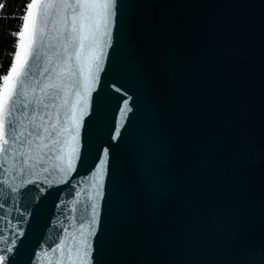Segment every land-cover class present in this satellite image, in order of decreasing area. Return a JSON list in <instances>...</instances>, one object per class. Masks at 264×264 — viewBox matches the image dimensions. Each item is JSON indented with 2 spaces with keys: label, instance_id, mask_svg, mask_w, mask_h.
I'll use <instances>...</instances> for the list:
<instances>
[{
  "label": "water",
  "instance_id": "obj_1",
  "mask_svg": "<svg viewBox=\"0 0 264 264\" xmlns=\"http://www.w3.org/2000/svg\"><path fill=\"white\" fill-rule=\"evenodd\" d=\"M65 15L36 10L2 117L0 264H58L62 240L85 264H264V0H116L95 83L65 63ZM73 111L65 174L27 133L71 146Z\"/></svg>",
  "mask_w": 264,
  "mask_h": 264
},
{
  "label": "snow or ice",
  "instance_id": "obj_2",
  "mask_svg": "<svg viewBox=\"0 0 264 264\" xmlns=\"http://www.w3.org/2000/svg\"><path fill=\"white\" fill-rule=\"evenodd\" d=\"M61 9L66 13L68 10H71L72 16L70 21L68 20L67 15L63 17L64 21H68L63 26L65 29H70L69 43L65 45V52H68V49L71 48V54L67 56L65 63H69L73 58L77 61V67L80 71L85 72L88 77L91 78L92 82L95 83V74L101 71V63L103 61V49L100 48V54L97 56L95 54L96 48L98 46L97 33L103 29V36L107 37L109 35V29L112 27L113 17L115 14L116 0H58ZM43 0H31L26 6V12L22 16V30H20L17 35L20 38V50L16 52V63L12 64L10 71L7 75L3 76V88L0 89V152L6 151L4 148L5 144H8V140L3 139V114L4 110L7 108L9 100L13 95V90L16 86V80L21 75L24 63L28 56L26 47L30 48L32 43V37L36 31V16L35 12L39 9ZM51 6L49 5H45ZM28 40L26 46L25 40ZM105 45L109 42L104 41ZM59 67V65L57 66ZM48 69H45L47 72ZM64 69H61V78L63 76ZM76 72L69 71V76H75ZM39 83V81H37ZM52 87H59V85H51ZM48 87V85H46ZM43 91V89H42ZM77 97V103H79L80 93L77 91L75 93ZM67 103V100H65ZM27 107V105H25ZM47 107V105L45 106ZM53 108L56 107L55 104L52 105ZM75 109L76 105L72 106ZM86 108V105H85ZM124 108L127 109L128 105L124 104ZM123 118V113L121 114ZM72 122L75 123V135L72 136L73 145L69 146L66 140L62 139L64 132H71V129L66 128L61 124L60 129H57L56 124H51L50 127L43 128V135H40L38 131L28 132V136H33L34 139H40L41 144L37 145V149L41 147L47 149L49 153L54 154L56 160L67 159V164L61 170L67 174V172L72 171V160L77 158V152L79 148L78 135L80 129L79 117L76 116L75 111L72 113ZM57 123H60L59 118L57 117ZM9 127H14L12 124H9ZM24 132H21L19 136H16L15 139L19 140L20 136H23ZM117 136L120 133L117 131ZM27 139V137H26ZM15 141H13L14 143ZM27 143L31 145L33 140H27ZM64 145L69 147V153L67 156L63 154V149L60 147ZM103 155L106 158L108 156L107 150L103 151ZM100 167L96 169L98 176H103L104 166L106 161L101 160ZM43 171L47 172L48 169L44 168ZM95 212V208H93ZM91 235V233H89ZM57 251L60 252L58 257V264H85V259L88 256V252L85 251L81 258L79 249H76L75 252L73 247L70 246L65 241H60L56 247L51 249L52 254H56ZM4 258L0 257V261Z\"/></svg>",
  "mask_w": 264,
  "mask_h": 264
},
{
  "label": "trees",
  "instance_id": "obj_3",
  "mask_svg": "<svg viewBox=\"0 0 264 264\" xmlns=\"http://www.w3.org/2000/svg\"><path fill=\"white\" fill-rule=\"evenodd\" d=\"M31 0H0V89L3 86V76L9 70L16 58L20 44L17 33L22 30V16Z\"/></svg>",
  "mask_w": 264,
  "mask_h": 264
}]
</instances>
